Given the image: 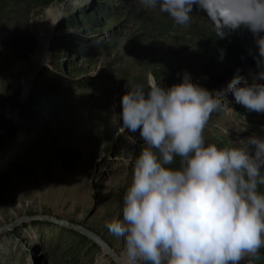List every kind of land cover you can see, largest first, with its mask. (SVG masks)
Returning a JSON list of instances; mask_svg holds the SVG:
<instances>
[{"label": "rangeland", "instance_id": "rangeland-1", "mask_svg": "<svg viewBox=\"0 0 264 264\" xmlns=\"http://www.w3.org/2000/svg\"><path fill=\"white\" fill-rule=\"evenodd\" d=\"M45 3L0 0V228L34 218L0 233V264H117L59 220L87 228L129 261L122 239L107 227L121 218L142 143L121 127L120 97L128 82L146 86L154 70L174 71L170 80L160 77L164 87L185 72L200 79L203 56L195 45L204 41L188 30L213 23L195 6L181 26L139 0ZM235 32L249 33H228ZM43 35L48 40L39 52ZM234 75L209 88L225 107L210 115L202 134L218 147L264 136V113L233 101L227 85ZM239 75L241 82L264 83V65ZM240 264H264V248L259 259Z\"/></svg>", "mask_w": 264, "mask_h": 264}, {"label": "clouds", "instance_id": "clouds-1", "mask_svg": "<svg viewBox=\"0 0 264 264\" xmlns=\"http://www.w3.org/2000/svg\"><path fill=\"white\" fill-rule=\"evenodd\" d=\"M146 9L188 25L193 6L212 21L217 36L247 29L258 65H264V0H139ZM223 50L220 58L223 59ZM228 82L233 101L264 113V83ZM121 127L142 141L122 195L121 218L109 231L122 239L129 264H240L264 248V136L228 146L206 143L203 130L225 105L220 93L185 72L164 87L126 85Z\"/></svg>", "mask_w": 264, "mask_h": 264}, {"label": "trees", "instance_id": "trees-1", "mask_svg": "<svg viewBox=\"0 0 264 264\" xmlns=\"http://www.w3.org/2000/svg\"><path fill=\"white\" fill-rule=\"evenodd\" d=\"M45 4H50L53 0H43ZM189 34L198 33L203 39V47L195 45V53L203 56L200 66V79H192L206 88H211L217 84L226 74H239L246 67L257 66L254 59L258 55L257 46L252 34H242L239 32L227 33L223 38L217 36L214 28L199 29L191 25ZM220 50H223V59L220 58ZM164 69V68H163ZM154 79L161 83L160 77L165 76V80L174 77V71L154 70Z\"/></svg>", "mask_w": 264, "mask_h": 264}, {"label": "water", "instance_id": "water-1", "mask_svg": "<svg viewBox=\"0 0 264 264\" xmlns=\"http://www.w3.org/2000/svg\"><path fill=\"white\" fill-rule=\"evenodd\" d=\"M25 219H34V218L33 217H29V218L24 217V218H20L18 220H15L14 222L6 224L3 227H1L0 233L2 231L6 230L7 228L17 226L19 223H21ZM59 222L61 224H64L65 226L73 228V229H75L79 232H82V233L86 234L87 236H89L96 243L100 244L106 250V252H108L110 254V256L114 259V261L117 264H129V261H127L124 256L119 255L118 252L107 241H105L101 237L97 236L92 231L88 230L87 228H85L83 226H79V225L70 223L66 220H59Z\"/></svg>", "mask_w": 264, "mask_h": 264}, {"label": "bare ground", "instance_id": "bare-ground-1", "mask_svg": "<svg viewBox=\"0 0 264 264\" xmlns=\"http://www.w3.org/2000/svg\"><path fill=\"white\" fill-rule=\"evenodd\" d=\"M49 15L51 16V19H52L51 21H55V20H56V13H55L54 10L51 9V10L49 11ZM46 35H47V34H46ZM42 39H43V40H42V45L40 44L41 47H40V49H39V52L45 50V48H46V43H47V40H48V39L46 38V36H44V35L42 36ZM39 56H40V55H39Z\"/></svg>", "mask_w": 264, "mask_h": 264}]
</instances>
